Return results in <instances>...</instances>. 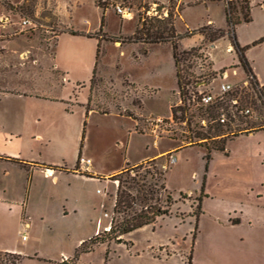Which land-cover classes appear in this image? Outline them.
Listing matches in <instances>:
<instances>
[{"label":"rangeland","instance_id":"obj_1","mask_svg":"<svg viewBox=\"0 0 264 264\" xmlns=\"http://www.w3.org/2000/svg\"><path fill=\"white\" fill-rule=\"evenodd\" d=\"M241 1L232 0L239 18L245 13H240ZM96 2L102 8H96ZM225 2L0 0L1 84L46 97L0 96V135L14 137L10 147L19 148L23 158L40 166L60 165L54 167L57 171L74 168L76 173L81 172L76 164L79 154L90 158L93 169L101 175H109L121 166L130 169L151 159H156L158 168L167 169L165 187L175 201L170 215L122 236L121 242L97 245L92 252L81 254L76 264H264V132L227 143L235 137L231 131L264 124V107L254 91L247 90L248 103L244 106L250 109V115L243 117L242 122L236 120L231 129L223 127L221 133L228 135L227 155L212 150L211 159L206 162V147L213 148L221 138L200 141L194 136V131L209 130L200 127L199 115L186 113L182 118L177 114L173 121L166 118L169 109H180L178 88L173 90L170 44L128 41L142 18L154 17L146 14L152 7L173 13L179 35L198 30L202 25L224 27ZM115 5L130 10L131 17H120ZM71 13L72 19L68 20ZM100 15L104 17V26L107 21V31L94 33L100 41L99 66L91 85L87 84L92 111L85 118L83 107L68 106L71 112H67L66 104L55 101H67L68 97L77 95L74 89L79 90L81 85L75 87L72 81L63 82L52 69V57L56 37L66 29L63 21L94 31L98 30ZM248 16L249 22L235 26L236 40L245 48L249 65L253 63L264 71V41L258 43L264 37L263 0H252ZM23 20L30 24L23 25ZM207 20L211 22L206 23ZM186 24L197 28H187ZM178 44L179 52H189L186 64L195 78L215 80L212 87L224 83L235 89H242L249 82L237 53L226 50L230 45L227 35L214 46L207 31L194 33ZM193 48H199L196 54ZM144 52L147 54L143 55ZM198 54L206 58L198 59ZM74 101L75 97L69 103ZM116 110L137 119L135 128L132 121L121 118ZM134 111L141 117L136 118ZM249 133L250 130L236 136ZM209 134L217 133L210 130ZM170 149L173 152H166ZM5 169L9 173L3 176ZM25 174L0 163V189L5 187L6 195L12 198L9 202L18 206L23 199L21 184ZM83 175L89 174L83 172ZM32 184L36 187L32 200L25 201L31 227L26 233H17V228L22 230L18 210L15 212L18 224L14 227L12 216L10 226L9 242L23 251L22 257L0 253V264H57L64 255L71 257L80 243L91 237L88 235L94 231L97 218L103 217L105 223L95 234L107 231L113 217L116 187L64 173L54 185L35 170ZM202 186L200 215L197 220L193 216L185 219L195 211L194 198L201 195ZM96 190L101 194H96ZM65 205L68 212L74 208L67 216L62 212ZM232 217L240 218L241 223L230 226L228 220ZM23 234L27 241L22 240Z\"/></svg>","mask_w":264,"mask_h":264},{"label":"trees","instance_id":"obj_2","mask_svg":"<svg viewBox=\"0 0 264 264\" xmlns=\"http://www.w3.org/2000/svg\"><path fill=\"white\" fill-rule=\"evenodd\" d=\"M251 0H242L239 7L242 17L239 18L236 15V7L232 4V0H226L224 7L225 14V23L226 30L221 28L212 27L211 24L207 26L200 27L193 31H186L184 34L179 35L175 31L174 21L172 19L173 13L168 10L166 18L159 19L156 17H150L148 19L142 18L139 21V24L134 29L132 35L129 38V43L131 44H162L169 43L171 47V57L173 60V65L175 69V77L178 91L184 95L187 89L195 88L199 84L208 85L212 83L208 79H199L195 78L192 73L189 72L190 65L186 64L188 62L189 52H179L178 41L183 38H188L194 33H203L208 32V40L211 43L218 41L227 35L232 50H234L239 58V63L242 66L247 79L249 80L248 85L242 89H235L233 92L225 94L224 100L221 102V109L226 112L228 123L226 125H212L209 126V130L206 133L200 131H194V136L199 140H210L215 136H210V130L214 133H217L216 136L221 135V141L218 145H215L213 148H207L206 162H209L211 159V151H219L224 155H227L225 150L226 146V133H221L223 127L231 129L230 126L236 120L242 122V118L246 117L240 114V111L246 109L247 107L244 104L248 103V95L246 94L247 90H253L257 100L264 107V84L260 85L255 76L253 75L252 69L244 56L245 48H241L237 43L235 36V26L241 22H249L250 18L248 16L250 11ZM98 8H102L99 3L96 2ZM104 24V17L101 16L100 29L101 31ZM64 33H69L71 35H85L87 37H95L98 41L99 39L95 35L83 34L75 32L69 29L62 31ZM264 41V37L258 41L261 43ZM100 43V41H99ZM196 49H191L194 54H196ZM146 55L147 52L142 53ZM99 48L97 49L96 59L98 62ZM198 59H205L202 54L196 55ZM95 76L93 71V77L90 80V85ZM214 83V82H213ZM80 84H76L79 86ZM36 98H42L38 95ZM75 97L74 103L63 102L67 105L66 111L71 112L68 106L78 105L76 102V94H73V99ZM89 100L84 106L85 113L84 117L87 118L88 113L92 111L89 108ZM237 100L238 105H232V101ZM58 101V100H55ZM216 111L211 109L208 111L209 116L213 117L216 115ZM104 114V113H100ZM172 118L176 119V115L180 114L183 118L186 112L184 109H171ZM234 116V117H233ZM86 121L83 124L82 130V139L84 138V129ZM248 130L251 132H258L264 130V124L260 125H251L248 128H240L235 131H231L232 136H236L242 132L248 133ZM80 159V154L78 155L77 163ZM127 165V164H126ZM165 169H160L156 165V159L147 160L144 163H141L133 168H123L115 175L111 180L116 182V189L114 193V203L112 207L113 217L110 221L109 230L103 232L102 234L92 235L86 241L80 243V245L75 249L73 255L67 259L60 261L57 264H76L79 256L81 254L90 253L94 250L97 245L107 244L110 241L121 242V237L127 234L132 233L138 229H141L146 226L154 225L158 219L167 217L170 215V207L175 203L172 199V195L165 187ZM203 194V186L201 195L194 198L196 202L195 211L188 214L185 219L189 216L198 218L201 213V196ZM182 195V193L180 194ZM184 219V220H185ZM183 222V220H182ZM232 224H237L239 220H230ZM196 230V224L194 226Z\"/></svg>","mask_w":264,"mask_h":264},{"label":"crops","instance_id":"obj_3","mask_svg":"<svg viewBox=\"0 0 264 264\" xmlns=\"http://www.w3.org/2000/svg\"><path fill=\"white\" fill-rule=\"evenodd\" d=\"M252 2V0H251ZM94 3V2H93ZM251 4V3H250ZM263 4H264V0H263ZM95 6V4H94ZM96 8H98L97 6H95ZM223 10H224V6L222 5ZM188 8V7H187ZM186 8V9H187ZM99 9V8H98ZM185 11V10H184ZM183 11V13H184ZM68 20L72 19V13L67 17ZM106 19V17H105ZM68 20L63 21V24L66 26V29L75 31V32H79V33H83V34H91L94 35V33L100 32V21H101V15H100V20L98 23V30H94L91 31L89 29H81V28H77L75 26H72V24L68 23ZM207 22H211L210 20H207ZM87 26V23H84ZM225 14H224V27L222 25V29L226 28L225 25ZM187 28H197V27H191L189 24H186ZM107 21L106 24L101 29L104 30L105 32L107 31ZM217 43V41L215 43H213V46ZM169 45V44H168ZM99 48V41L95 38V37H87L85 35H71L69 33H64L61 32L57 37H56V44H55V50H54V54L52 57V69L57 73V75L64 80H66V82L68 81H72V83L75 85L76 84H80L81 87L78 89H74V91H76L77 95H76V102L78 103V105L80 107H83L87 104L89 96H90V90L89 87H87V84H90V80L93 77V71L96 73L99 63L97 62L96 59V53H97V49ZM227 49H231L232 47L231 45H227ZM226 49V50H227ZM212 62V66H213V61ZM172 64H173V60H172ZM250 67L252 69L253 75L255 76L257 82L260 85L264 84V71L262 69H259L257 67V65L251 63ZM100 69H102V66L100 67ZM173 73H174V77H175V69H174V65H173ZM224 75V74H223ZM11 81V79H10ZM16 81V80H15ZM4 82H7V80H5ZM3 82V83H4ZM11 83V82H9ZM60 86H63V83H61ZM173 90H177V84H176V77H175V88ZM177 92V91H176ZM37 94H35L32 91H25V90H19V89H13L10 88L9 86H7L6 88L2 86L1 81H0V96L1 97H12V96H16V97H20V98H36ZM80 95V96H79ZM40 97H44L45 96H41L38 95ZM36 99H42V98H36ZM73 100V96L68 97L67 101L62 100V99H58V101H64V102H71ZM65 104V103H64ZM72 107V106H71ZM138 109V108H137ZM85 113V109L83 110ZM117 111V110H116ZM117 113L119 114V116L122 118H126L130 121H132L133 123V127L135 128L136 123H137V119H133L130 116H124L122 114L119 113V111H117ZM133 115L138 118L141 117L140 114H138V112L134 111L132 112ZM168 117H166L167 119H172V114H171V110L169 109V112L167 114ZM157 117V116H156ZM134 132L137 133L136 130H134ZM261 132H264V130L258 131V132H251L249 134H243V135H239V136H235L232 137L231 140H228V142L234 141L235 139L238 138H246V137H253ZM138 134V133H137ZM15 140L14 137L10 134L7 137L6 136H2L0 135V163H4L7 166H11L12 168H17L19 169V171H23L24 173L26 172V174L23 176V180H22V184H21V188L23 190V199L21 200L20 205L18 206L15 203H10L9 201H12V198H9L6 194V189L5 187H2L0 189V239H1V244H0V253H11V254H16L22 257V253L23 251L20 250L19 248H14L12 246V244L9 242V236L11 234V229L10 226L12 225V216H14V222L13 225L14 227L17 226L18 224V219L16 217V213L17 210L19 211V226H20V222L22 223L23 221L27 222L29 225V228L31 227V223H30V216H28L26 214V208H28L27 204H25V201L28 200H32V197L34 195V191L36 189L35 184L33 186L32 184V173L33 171H38L44 178L49 179L51 181L52 184L57 185L60 181L61 175L64 173L65 175H70L73 178H84L86 180H90L93 182H97V183H103L105 185L110 184V186L113 187V189L116 187V182L109 180L114 174H116L118 171H120L121 169L124 168V166H121L118 170H116L115 172L109 174V175H101L99 174L95 169H93L92 166V160H91V167L89 169L88 173L89 175H83V171L76 173L74 168H67V171H63V170H55L54 167L56 166H60V165H51L52 167H48L46 168V166H40L38 163H34V162H30L27 161L25 158H23L22 154H21V150L18 148H12L10 147L11 142ZM173 149H170L166 152L170 153L173 152ZM84 157V156H82ZM85 158H88L85 156ZM90 159V158H89ZM50 166V165H48ZM9 173V171L7 169H5V171L3 172V176L7 175ZM31 173V180L29 182L28 180V174ZM108 187L105 186V189H107ZM109 189V188H108ZM96 190V194H101V192L99 191L97 193ZM105 191V190H104ZM64 202H67V200H63ZM102 202V201H101ZM101 202L99 204V209L101 211ZM66 206V207H65ZM63 206V215L67 216L71 213V211H73V207L70 208V212H68V207L67 205ZM30 207V205H29ZM19 208V209H18ZM68 209V210H67ZM102 212V211H101ZM75 213V212H74ZM234 219V220H239V223L237 224H231L230 220ZM105 223L104 218H97L96 221V227L94 228V231L92 233H90L88 236H92L93 234L99 232L100 230H102L103 225ZM241 223V219L237 218V217H232L228 220V224H230V226H238ZM100 224V226H99ZM99 226V228H98ZM22 227V226H21ZM21 229L17 228V233L19 235H21ZM28 239H26L27 241ZM24 257V256H23ZM67 256L64 255L63 257L60 258L59 261H62L63 259H66Z\"/></svg>","mask_w":264,"mask_h":264},{"label":"built area","instance_id":"obj_4","mask_svg":"<svg viewBox=\"0 0 264 264\" xmlns=\"http://www.w3.org/2000/svg\"><path fill=\"white\" fill-rule=\"evenodd\" d=\"M116 13L124 18V19H129L131 17V12L130 10H127L126 8L122 7L121 5H115L114 7ZM147 15L149 16H154L159 19H163L167 17L168 14V9L163 8L161 11H158L156 7H152L150 10L146 12ZM23 25L30 24L28 20H23L22 21ZM227 51H231V49H227ZM204 85L199 84L195 88L192 89H187L186 93L184 95L181 94V92L177 91L178 93V103L177 106L178 108L184 109L186 113H189L190 115H199L200 120L199 124L201 128H207L212 125H226L228 123V119L226 116V112L221 109V102L224 100V95L231 93L235 90L233 85L230 84H224L220 83L216 87H212L213 82ZM247 83V82H246ZM244 83V87L248 85ZM232 105H238L237 100L232 101ZM214 109L216 112V115L214 118L209 116L208 111ZM251 113L250 109L246 108L242 111H240L241 115L244 116H249ZM234 117V116H233ZM174 119L172 118L171 121ZM208 122V123H207ZM215 138H221L220 136H215ZM199 140V139H198ZM204 141V140H200ZM174 161V158L173 160ZM79 168L83 172H88L90 167H91V159L85 158V157H80L79 161ZM99 191H97L98 193ZM106 217L107 214H104ZM22 226V232L26 233L27 229L29 228L28 223L23 221L21 223ZM110 225L106 228V230H109ZM26 236L23 234L22 235V240H25Z\"/></svg>","mask_w":264,"mask_h":264}]
</instances>
